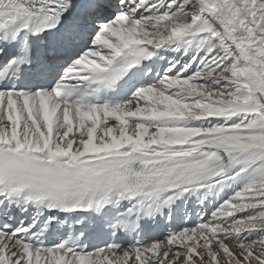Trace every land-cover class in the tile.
Instances as JSON below:
<instances>
[{
  "label": "snow or ice",
  "instance_id": "snow-or-ice-1",
  "mask_svg": "<svg viewBox=\"0 0 264 264\" xmlns=\"http://www.w3.org/2000/svg\"><path fill=\"white\" fill-rule=\"evenodd\" d=\"M0 264H264V0H0Z\"/></svg>",
  "mask_w": 264,
  "mask_h": 264
}]
</instances>
